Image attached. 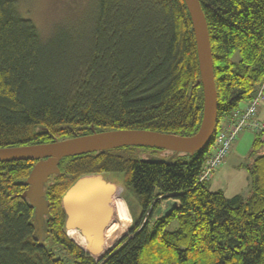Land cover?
Instances as JSON below:
<instances>
[{
  "label": "trees",
  "instance_id": "16d2710c",
  "mask_svg": "<svg viewBox=\"0 0 264 264\" xmlns=\"http://www.w3.org/2000/svg\"><path fill=\"white\" fill-rule=\"evenodd\" d=\"M199 1L221 122L264 88V0ZM200 76L184 0H91L47 36L21 15L19 0H0V148L82 137L92 128L194 136L204 115ZM263 145L257 136L253 151ZM157 152L128 147L63 159L45 189L52 248L34 239L35 211L21 198L36 162L0 163V264H264V154L248 167L251 195L229 199L199 183L212 147L180 154L172 165L153 161ZM92 174L120 175L136 206L130 235L99 262L67 235L62 207L76 181ZM171 198L179 207L154 221Z\"/></svg>",
  "mask_w": 264,
  "mask_h": 264
},
{
  "label": "water",
  "instance_id": "95a60500",
  "mask_svg": "<svg viewBox=\"0 0 264 264\" xmlns=\"http://www.w3.org/2000/svg\"><path fill=\"white\" fill-rule=\"evenodd\" d=\"M190 12L196 37L200 79L197 86L204 90V115L198 133L191 137L147 130H118L96 132L48 144L0 148V163L36 162L27 181V190L21 198L35 211L34 239L40 247L52 248L53 240L47 236L51 218L50 202L45 189L51 177L60 175V162L66 158L91 155L128 147L150 148L171 153L169 158L151 156L156 162L172 165L180 154L195 155L209 149L219 124L218 92L216 87L213 52L206 15L199 0H184ZM112 190L101 174L85 175L67 191L62 199L66 215V231H77L86 239L87 254L97 262L103 260L112 249H104V232L113 219V205L107 194ZM179 207L174 199L166 200L156 211L154 221L167 219ZM86 211L89 212L87 216Z\"/></svg>",
  "mask_w": 264,
  "mask_h": 264
},
{
  "label": "rangeland",
  "instance_id": "374dc122",
  "mask_svg": "<svg viewBox=\"0 0 264 264\" xmlns=\"http://www.w3.org/2000/svg\"><path fill=\"white\" fill-rule=\"evenodd\" d=\"M90 1L91 0H19V11L24 18L33 20L40 33L47 36L52 32L54 26L58 22H64V20L66 21L67 19L75 21L76 18H79L81 13L88 8ZM234 60L238 61L239 56L236 55ZM261 105L264 108V102ZM240 109L242 111L244 110V103L241 104ZM262 114H264L263 111ZM257 136L258 135L255 132L250 130H245L238 135L235 143L233 144L235 145V151L232 156L226 160V164H222L224 166H221V169H218V174L209 187L212 192L222 190L229 199L234 198L237 195H241L244 198L251 195L252 186L251 177L248 174V167L253 165L256 158L264 154V145L260 151H253L252 149L253 141L257 138ZM146 155H148V152ZM154 155L162 158L168 156L165 152ZM105 178L110 183V188L112 189L107 192L111 202L121 200L126 206L129 217L128 227L120 236L117 243L111 248L113 250L119 241L125 238V236L130 235V228L134 223L136 206L132 197H130L129 193L124 188L122 184L123 179L120 175L105 174L104 179ZM112 221L117 222L115 216ZM177 228L178 224L173 223L168 229L170 231H175ZM116 230L122 232L118 229V226L114 232H112V228L108 229L106 234L108 236L111 235V237L104 238V244L111 245L115 239L119 238L117 234L118 231L116 233ZM68 234H70V236L78 243L82 244L84 249L87 248V242H85L78 233L69 231ZM99 258L100 257H95L96 260Z\"/></svg>",
  "mask_w": 264,
  "mask_h": 264
},
{
  "label": "built area",
  "instance_id": "2783aa9c",
  "mask_svg": "<svg viewBox=\"0 0 264 264\" xmlns=\"http://www.w3.org/2000/svg\"><path fill=\"white\" fill-rule=\"evenodd\" d=\"M263 90L264 88L254 99L247 102L243 111L239 108L221 122L219 121L211 145V155L207 159L199 178L200 184H206L213 180L218 169L230 155L233 144L241 132L250 130L264 139V123L258 120V111L264 102Z\"/></svg>",
  "mask_w": 264,
  "mask_h": 264
},
{
  "label": "flooded vegetation",
  "instance_id": "af4514ba",
  "mask_svg": "<svg viewBox=\"0 0 264 264\" xmlns=\"http://www.w3.org/2000/svg\"><path fill=\"white\" fill-rule=\"evenodd\" d=\"M157 154L161 153L160 150H157ZM104 178L105 174H101ZM106 179V178H105ZM106 183L109 184L110 186V183L108 182V180L106 179ZM112 205H113V217L115 216L116 218V221L117 222H114L112 221L108 227L105 229V232H104V238H110V236H108L106 233L108 231V229L112 228V232L115 231L116 227L118 226V229H120L122 232H119L118 230H116V233L118 231V236L119 238L118 239H115L114 242L111 244V245H108V244H104V249L105 251L107 250H110L116 243L117 241L120 239V236L124 233L125 229L128 227V224H129V217H128V214H127V210H126V206L123 204V202L121 200H118V201H112ZM86 214L87 216H89V212L86 211ZM115 223V224H114ZM122 224V225H121ZM69 232V231H68ZM70 232H76L78 233L77 231H74V230H70ZM111 232V233H112ZM79 234V233H78ZM113 234V233H112ZM80 235V234H79ZM68 236L70 237V234H68ZM81 236V235H80ZM82 237V236H81ZM113 237V236H112ZM71 238V237H70ZM83 238V237H82ZM72 240V239H71ZM83 240L86 242V239L83 238ZM74 242V240H72ZM75 243V242H74ZM77 244V243H75ZM78 245V244H77ZM79 246V245H78ZM80 247V246H79Z\"/></svg>",
  "mask_w": 264,
  "mask_h": 264
},
{
  "label": "crops",
  "instance_id": "0c3cea01",
  "mask_svg": "<svg viewBox=\"0 0 264 264\" xmlns=\"http://www.w3.org/2000/svg\"><path fill=\"white\" fill-rule=\"evenodd\" d=\"M246 105H247V103H244V108L246 107ZM262 111L264 112V108H263V106L261 105V107L259 108V111H258V120L259 121H261V122H263L264 123V114H262ZM255 141V140H254ZM254 141H253V143H254ZM252 149H253V144H252ZM235 151V145H233V149H232V151H231V153H230V155L228 156V158H226V160L227 159H229V157H231L232 156V154H233V152ZM263 154V153H262ZM226 160H225V164H226ZM223 163V164H224ZM224 164V165H225ZM224 165H222V166H224ZM221 169V168H220ZM218 174V172L216 173V175ZM249 174V173H248ZM216 175H215V177H216ZM250 175V174H249ZM214 177V178H215ZM214 178H213V180H214ZM213 180L211 181V182H209V185H208V187H210V185L213 183ZM222 191V190H221Z\"/></svg>",
  "mask_w": 264,
  "mask_h": 264
}]
</instances>
